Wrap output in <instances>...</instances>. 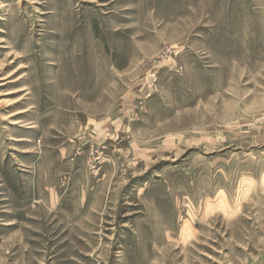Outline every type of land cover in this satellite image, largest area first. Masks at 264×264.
I'll return each instance as SVG.
<instances>
[{"label": "rangeland", "instance_id": "obj_1", "mask_svg": "<svg viewBox=\"0 0 264 264\" xmlns=\"http://www.w3.org/2000/svg\"><path fill=\"white\" fill-rule=\"evenodd\" d=\"M0 264H264V0H0Z\"/></svg>", "mask_w": 264, "mask_h": 264}]
</instances>
